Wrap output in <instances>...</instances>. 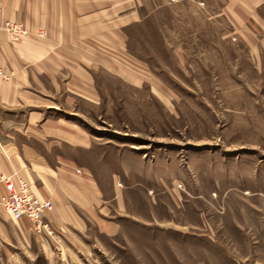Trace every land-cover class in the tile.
<instances>
[{
    "label": "rangeland",
    "instance_id": "rangeland-1",
    "mask_svg": "<svg viewBox=\"0 0 264 264\" xmlns=\"http://www.w3.org/2000/svg\"><path fill=\"white\" fill-rule=\"evenodd\" d=\"M137 2L118 54L127 77L103 69L97 101L78 100L95 139L84 161L97 212L118 225L103 235L90 224L83 261L264 264V62L255 65L243 29L249 0ZM7 20L27 30L1 31L13 41L46 35ZM0 67L1 85L11 73ZM48 238L63 259L60 239Z\"/></svg>",
    "mask_w": 264,
    "mask_h": 264
},
{
    "label": "crops",
    "instance_id": "crops-1",
    "mask_svg": "<svg viewBox=\"0 0 264 264\" xmlns=\"http://www.w3.org/2000/svg\"><path fill=\"white\" fill-rule=\"evenodd\" d=\"M137 3L0 0V21L22 20L29 29L46 31L20 41L0 34V65L11 73L0 85V195L22 178L34 195L49 200L53 207L46 218L65 258L33 230L30 219L15 218L0 206V264H86L83 255H91L94 246L90 224L100 234L117 233L118 225L97 212L101 191L84 161L95 139L76 111L79 99L97 101L95 77L101 70L127 77L118 54L126 51L125 27L137 19ZM260 4L249 0L250 24L243 28L255 65L264 62ZM244 14L239 9L237 19Z\"/></svg>",
    "mask_w": 264,
    "mask_h": 264
},
{
    "label": "built area",
    "instance_id": "built-area-1",
    "mask_svg": "<svg viewBox=\"0 0 264 264\" xmlns=\"http://www.w3.org/2000/svg\"><path fill=\"white\" fill-rule=\"evenodd\" d=\"M2 30H5L14 39L27 32L21 23L14 20H7L3 25L0 24V33ZM5 77V72L0 67V81ZM0 201L13 217L30 219L36 233L45 234L57 241L56 231L46 218V213L53 207L52 203L34 195L26 180L19 178L17 186L13 190L3 193L0 196Z\"/></svg>",
    "mask_w": 264,
    "mask_h": 264
}]
</instances>
